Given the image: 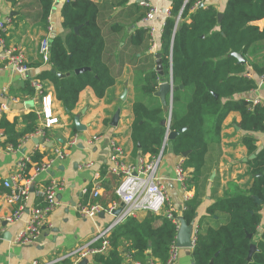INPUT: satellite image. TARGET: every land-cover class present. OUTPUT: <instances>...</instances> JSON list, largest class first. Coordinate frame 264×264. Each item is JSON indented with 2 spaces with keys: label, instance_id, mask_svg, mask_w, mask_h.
<instances>
[{
  "label": "trees",
  "instance_id": "1",
  "mask_svg": "<svg viewBox=\"0 0 264 264\" xmlns=\"http://www.w3.org/2000/svg\"><path fill=\"white\" fill-rule=\"evenodd\" d=\"M185 1L171 0L170 13L164 18L159 34L163 75L155 70L156 57L150 51L148 28L137 25L147 11L145 4L136 0H64L61 27L66 33L49 36L48 60L35 76L53 85L56 99L72 116L84 88L89 86L97 97H103L124 65H132L133 152L152 159L161 150L181 157L182 152L188 151L181 167L186 173L183 184L192 195L185 200L181 216L188 225L197 222L193 264H209L211 260L213 264H264V226L259 229L264 204V144L260 147L255 144V134H264V102L253 104L244 96L257 87L258 77L264 80V58L250 59L264 47L261 44L264 25L258 23L264 18V0H227L221 20L212 4L203 0ZM54 2L37 0L36 18L45 28ZM9 16L11 24L16 17ZM131 24L135 26L128 29ZM4 31L0 30L2 38ZM231 52L240 53L245 63L239 64L235 57L229 56ZM79 68L85 70L76 73ZM51 69L63 76H57ZM248 71L254 76H247ZM169 74L174 89L170 119L165 125L168 109L155 92L162 80L168 81ZM231 111L240 113L241 141L249 154L255 155L248 161L249 174H262L253 178L248 189L229 184V190L221 196L215 194L216 187L211 189L213 201L205 214L198 217L208 178L220 156V150L213 145L220 143L222 122ZM20 120L23 127L17 129L16 119L9 121L4 113L0 115L2 147L18 148L21 140L37 129L34 112L22 115ZM172 131H177V135L165 141V135ZM42 156L35 152L31 161L39 164ZM32 162L27 163L25 175ZM2 192H8L3 185ZM81 199L85 202L88 195ZM92 202L106 209L109 203H118L119 198L114 189H108ZM206 219L214 224L203 226ZM176 233V225L166 215L144 211L113 228L107 251L94 254L93 263L128 264L125 258L128 255L130 261L165 264ZM253 243L256 248L248 259ZM95 246H100V242ZM67 263V259L61 260V264Z\"/></svg>",
  "mask_w": 264,
  "mask_h": 264
},
{
  "label": "crops",
  "instance_id": "2",
  "mask_svg": "<svg viewBox=\"0 0 264 264\" xmlns=\"http://www.w3.org/2000/svg\"><path fill=\"white\" fill-rule=\"evenodd\" d=\"M93 1L101 2L104 0ZM226 1L209 0L207 3L212 4L221 13L225 8ZM63 2L64 0H55L54 2L55 10L51 12L48 21V24L52 26V31L48 33V25L45 28L36 18L38 13L37 0H0V15L16 17L4 29L3 39L6 45L23 53L25 63L29 67L28 75H22L10 66L0 68V92L2 89H6L5 101L8 105L3 113L7 120L16 119L18 121L17 129L23 127L20 120L21 116L30 112H34L37 116V127L43 124L41 97L30 85L29 78H37L35 75L44 67V61L39 54L41 39L47 35H64L66 33L61 27ZM170 2L171 0H149L150 4L159 7H169ZM143 18L137 22V25L146 27ZM162 20L163 16H159L153 25L160 28ZM134 26L131 24L128 29ZM261 44L264 46V40ZM158 50L159 35L157 48L153 53H157ZM263 53L264 47L261 52L255 54V57L250 56V59L260 60L259 58ZM248 72L252 74L251 71ZM41 82L46 94L51 96L52 110L57 122L45 130L47 137L35 135L33 132L21 140L16 149L9 150L0 144V188L3 185V180L15 171L16 163L21 157L31 156L32 158L35 152H39L43 155L42 160H45L54 155L55 149L65 150L66 156L63 159L56 158L51 169L41 172L37 180L46 183L49 179L55 178L62 180L64 186L58 192L57 207L49 215L46 224L32 243L21 245L16 242L18 233L24 228L29 218V208L36 201L32 195L27 199V207L20 217L12 222L3 220L1 224L3 231L0 242V264H30L34 260L43 264H61L60 257L62 255L87 243L93 238L98 228L107 225L113 219L112 215L103 212V216L98 214L97 219L92 221L79 216L77 213V204L84 201L81 199L82 196L88 195L89 197V194L81 193L84 187L89 189L92 185H96L99 187V196H101L108 189H114L115 192L120 182L119 176L109 173L107 170L111 152L110 142L116 140L121 144L125 150L126 162L133 163L139 156L133 152V143L130 138V124L133 119L131 103L135 95V75L132 65H124L116 82L106 90L103 97H97L89 86L84 88L71 112L72 116L56 99L53 85L48 81ZM259 82L258 77L257 87L244 94L246 98L251 99L257 95L264 98V80L261 84ZM124 90H126V95L122 99L121 95ZM115 112L119 113V117L114 126L111 122ZM75 119L83 127L82 130H77L74 127ZM240 120V113L231 111L222 122L220 143L213 145L220 150V156L217 166L212 171L214 173L213 178H208L209 183L205 190V196L198 208V217L205 214L206 207L213 201L211 189L214 187L217 188L215 194L221 196L223 192L229 190V184L235 183L241 189H248L253 182L254 175L249 174L248 166V161L252 158L247 147L241 141L242 132L238 127ZM72 138L75 139V143L68 146L67 142ZM255 138L257 147L264 144V134H255ZM182 158L166 149L161 154L157 170L161 185L167 193L170 208L178 217L181 216L186 192L189 197L192 195V191L186 190L182 182L176 177L175 167ZM87 161H91L93 164L90 167L84 166ZM33 164L34 162H32ZM214 179V183H211ZM6 193H0V215L3 218L12 211V205L6 201ZM118 204H121L120 199ZM142 213L144 211L138 212L136 217ZM159 223L158 221L156 224ZM195 224L197 225V222L192 224V229ZM212 224H214L213 220L206 219L203 226ZM263 226L264 209L261 211L259 229ZM6 233L9 234V237ZM192 248H178L176 264H193ZM85 264H94L92 256L85 259Z\"/></svg>",
  "mask_w": 264,
  "mask_h": 264
},
{
  "label": "built area",
  "instance_id": "3",
  "mask_svg": "<svg viewBox=\"0 0 264 264\" xmlns=\"http://www.w3.org/2000/svg\"><path fill=\"white\" fill-rule=\"evenodd\" d=\"M209 0H203L207 3ZM147 6V11L143 18L146 23L148 32L150 34V51L155 52L157 48L158 35L162 31L164 24V18L169 15V7H159L155 4L141 2ZM159 16H163L162 26L156 27L153 22ZM49 21V20H48ZM10 22L9 15H0V30H4ZM48 33H51L52 26L48 24ZM39 54L42 60L45 62L49 57V35L41 39L39 43ZM10 66L22 75L27 74L29 67L25 63L23 53L11 46L6 45L4 39L0 36V68ZM250 76L249 72L246 74ZM30 85L34 91L41 97V113L44 118L43 124L37 127L34 134L39 136H45V130L51 127L57 122V118L54 117L52 110V99L49 94H46L44 86L38 78H29ZM260 84L263 82V77H259ZM6 89H2L0 92V114L3 113L8 105L5 101ZM253 104L264 102V98L257 95L251 99ZM170 119V115L167 116V122ZM3 138L2 131H0V139ZM75 139H69L67 145H73ZM111 152L108 158L107 170L109 173L120 177V182L115 189V194L120 199L121 204L112 203L106 209L99 203L92 202V199L97 198L100 195L99 187L92 185L89 189L84 187L81 191L82 194H89L88 200L77 204V213L83 218L95 221L100 211L108 215H112L113 219L107 225L97 229L95 235L87 243L80 245L70 251L66 252L60 257V259H67V264H77L82 260L93 256L96 253H105L108 249V236L113 228L122 223L129 217H136V214L141 211H150L153 213H163L171 220L178 230L180 222L178 216L174 214L172 208L168 203V196L161 185L160 178L157 174L158 166L160 163V153L148 159L147 156H138L136 161L129 163L125 161V150L116 140L110 142ZM11 150V147H7ZM66 156V152L63 149H55L54 155L42 160L39 164L32 165V171H28L25 175L27 163H31V156L21 157L15 167V171L7 178L3 180V186L8 189L6 193V201L12 205V211L4 218L0 215V242L2 240V227L3 220L6 222H12L20 217L23 210L27 207L26 201L32 195L36 201L29 208V218L24 228L18 233L16 242L21 245L32 243L37 234L42 230L46 224L49 215L58 205V192L63 189L64 183L62 180L55 178L49 179L46 183L38 182L37 178L41 172H46L54 165L56 158L63 159ZM182 160L176 165L175 173L179 181L182 182L186 176V173L181 167ZM93 163L87 161L84 166L90 167ZM97 179V178H96ZM184 186V184H183ZM185 188V186H184ZM189 198V195L185 194V200ZM117 207H121L118 214L112 213ZM264 209V204H263ZM197 232V225L195 224L192 229L191 240L194 244L195 234ZM175 241L171 244L168 258L165 264H176L178 255V247ZM100 242V246H95ZM129 264H143L139 261H130V257L125 255ZM30 264H43L34 260ZM50 264V263H44ZM145 264H154L148 260Z\"/></svg>",
  "mask_w": 264,
  "mask_h": 264
},
{
  "label": "water",
  "instance_id": "4",
  "mask_svg": "<svg viewBox=\"0 0 264 264\" xmlns=\"http://www.w3.org/2000/svg\"><path fill=\"white\" fill-rule=\"evenodd\" d=\"M187 1V0H186ZM185 1V2H186ZM136 2L138 3H141V2H144V3H148L149 0H136ZM55 10V8L53 7L52 8V12ZM222 18V13H219L218 14V20H221ZM258 23L260 25H264V18L261 19L260 21H258ZM75 32H77L78 30V26H76L74 28ZM229 56L231 57H235L237 59V62L239 64H244L245 63V58L238 52H231L229 53ZM155 57H156V60H155V63H156V67H155V70L158 72L159 75H163V69H162V63H161V59H160V53H155ZM85 68H79V69H76L75 72L76 73H79V72H82L84 71ZM51 72L56 74L57 76L59 77H62L63 74L61 73H56L54 69H51ZM168 81H161L159 86H158V89L157 91L155 92V95H157L160 100H161V103L163 105L164 108H167L168 109V115L171 114V98H172V93H173V85H172V81H171V75L169 74V77H168ZM125 95H126V90H124L123 94L121 95V98L124 99L125 98ZM215 96H217L216 94H214ZM68 112V110H67ZM119 113L118 112H115L114 116L112 117V125H116L117 122H118V115ZM74 124H75V128L77 130H82L83 127H81L79 121L77 119H75L74 121ZM163 124L167 125V120L163 121ZM184 130L183 129H180L179 131H182ZM177 131H172V132H168L166 135H165V141L167 139H171V138H174L176 135H177ZM138 146V145H137ZM188 151H184L182 152V156L185 157L187 155ZM255 155L254 154H251V158H253ZM262 173H256L254 174V177L255 178H258L261 176ZM214 176V173H212L210 175V179H212ZM256 202H260V199H256ZM121 207H117L115 210L112 211V213L114 215L118 214L119 211H120ZM103 211H100L99 212V216H103ZM178 220L180 222V225H179V228L177 230V233H176V238H175V244L178 248H191L193 247V243H192V240H191V236H192V224H187L185 222V220L183 219L182 216L178 217ZM8 233H6L7 235ZM249 237H251V234H248ZM8 237H9V234H8ZM256 248V245L253 243V244H250L249 246V253H248V259H250L251 257V254L252 252L254 251V249ZM218 252L215 253V255H217ZM77 264H85V260H82L80 261L79 263ZM209 264H213V261L211 260Z\"/></svg>",
  "mask_w": 264,
  "mask_h": 264
},
{
  "label": "rangeland",
  "instance_id": "5",
  "mask_svg": "<svg viewBox=\"0 0 264 264\" xmlns=\"http://www.w3.org/2000/svg\"><path fill=\"white\" fill-rule=\"evenodd\" d=\"M264 58V53L261 55V58H259L260 60H262Z\"/></svg>",
  "mask_w": 264,
  "mask_h": 264
}]
</instances>
